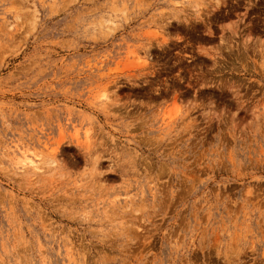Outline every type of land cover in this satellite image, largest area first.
<instances>
[{
    "label": "rangeland",
    "instance_id": "obj_1",
    "mask_svg": "<svg viewBox=\"0 0 264 264\" xmlns=\"http://www.w3.org/2000/svg\"><path fill=\"white\" fill-rule=\"evenodd\" d=\"M0 264H264V0H0Z\"/></svg>",
    "mask_w": 264,
    "mask_h": 264
},
{
    "label": "bare ground",
    "instance_id": "obj_2",
    "mask_svg": "<svg viewBox=\"0 0 264 264\" xmlns=\"http://www.w3.org/2000/svg\"><path fill=\"white\" fill-rule=\"evenodd\" d=\"M111 23H112V21H111ZM24 163H25L26 165H30V167H32V166L35 167V161H33V159H29V158H27V159H25ZM36 164H37V163H36ZM34 169H36V167H35Z\"/></svg>",
    "mask_w": 264,
    "mask_h": 264
}]
</instances>
